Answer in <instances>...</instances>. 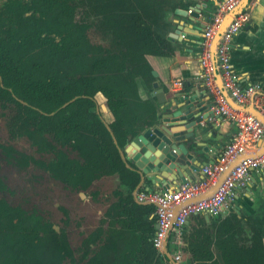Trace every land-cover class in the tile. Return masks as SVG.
Returning a JSON list of instances; mask_svg holds the SVG:
<instances>
[{"label":"trees","instance_id":"obj_1","mask_svg":"<svg viewBox=\"0 0 264 264\" xmlns=\"http://www.w3.org/2000/svg\"><path fill=\"white\" fill-rule=\"evenodd\" d=\"M172 2L2 0L0 109L13 111L18 137L49 147V175L64 190L56 214L67 230L58 238L37 210L0 202V264H169L151 243L153 207L133 201L138 178L118 149L156 119L139 92L154 81L145 56L172 55L164 17ZM106 181L111 192L98 195ZM80 210L91 212V225L76 220ZM184 228L181 264H264V233L242 237L233 214L213 235L197 228L186 238Z\"/></svg>","mask_w":264,"mask_h":264},{"label":"crops","instance_id":"obj_2","mask_svg":"<svg viewBox=\"0 0 264 264\" xmlns=\"http://www.w3.org/2000/svg\"><path fill=\"white\" fill-rule=\"evenodd\" d=\"M172 1L175 8L164 16L171 23L167 37L170 40L172 55L170 57L145 56L149 67L156 74L154 82L162 94L163 105L157 106V111L158 114H164V110L168 106L167 103L174 95L189 93L192 89L201 95L199 100L204 104L212 101L213 104L209 109L212 113L206 121L209 128L206 132L201 130L198 134L200 143L207 148V154L201 151L198 154L203 162H214L234 133L235 128L213 112L216 99L215 95L205 87L201 78L199 52L203 28L222 0ZM188 10H190L189 13H187ZM235 10L247 12L248 21L229 43V63L232 72L235 74L240 88L257 83L262 86V96H264V0H241ZM226 16L228 13L224 15V17ZM211 87L212 90L219 93L220 86L216 77L212 76ZM150 91H152L151 88L149 90L141 88L139 96L145 99L147 95L149 96ZM99 102L101 103V101ZM225 105L231 108L226 100ZM100 110L106 114V108L102 103ZM103 117L109 120L108 115L107 117L103 115ZM198 129L196 127L195 131ZM239 159L241 157H237L235 160ZM126 164L129 168L134 169L129 161ZM157 178L161 183L164 182L162 178ZM193 180L194 183H198L201 180L200 173L193 174ZM149 185V182L143 181L141 186L146 188ZM209 190L210 187L196 197L201 199L207 197ZM230 214L236 216L240 225L239 233L242 237L249 238L253 231L264 233V168L258 171H249L246 180L235 188L233 199L222 211L220 218L190 219L185 226V237L187 238L191 229L197 228L207 229V232L213 235L219 223ZM180 238L181 235L178 239L180 248H186L187 244L185 241L181 243ZM261 240L264 249V235ZM181 254L180 261L182 263L188 255Z\"/></svg>","mask_w":264,"mask_h":264},{"label":"water","instance_id":"obj_3","mask_svg":"<svg viewBox=\"0 0 264 264\" xmlns=\"http://www.w3.org/2000/svg\"><path fill=\"white\" fill-rule=\"evenodd\" d=\"M236 7L228 13V16L222 18L220 26L210 42L209 54L210 63L212 66V76L216 77L219 82V93L222 95L224 103L226 100L228 105L233 110L241 111L245 114L253 116L263 127V136L257 147L253 151L246 152L238 156L242 158L248 155H251L250 157H252L264 151V117L261 116L251 105L237 104L231 98L229 92L223 87L220 72L218 70L216 51L219 42L221 41L227 26L235 17V14L243 11H236ZM150 75L153 79L156 77L155 72L152 70L150 71ZM259 86L263 91L262 86L260 84ZM150 88L152 91L149 92V98L154 104L156 103L155 107L157 109V106L163 105L161 90L157 88V84L154 81L151 83ZM200 96L201 95H198L195 89H192L189 93L174 95L167 103L168 106H166L164 114H158L157 111L156 119L152 125L144 128L129 141H127L121 150L118 149L120 159L125 168L134 173L138 178V183L131 194L133 201L138 205L152 206V216H154V218L157 205L151 202L138 201V194H161L162 192L176 191L181 186L196 184L193 180V174L200 173L202 179L203 175L201 169L213 163L203 162V159L198 154L200 151L207 154V148L205 145L200 143V135L198 134L201 130L206 132V130L209 128L206 121L211 116L209 109L213 104L212 101L204 104L201 100H199ZM196 127L199 128L198 131H195ZM255 151H257V153H255ZM235 159L225 167L222 173L217 176L215 183L210 186L207 197H210L216 191L217 187L222 183L230 170L236 165L238 161ZM127 161L131 163L134 169L127 166ZM157 177L162 178L164 182L161 183ZM143 181L149 182L150 185L146 188L141 186ZM102 183L103 182H99V184ZM97 192L98 195H106L100 189H98ZM110 192L111 190H108L107 193ZM79 195L81 198L84 196L83 193ZM202 199L200 197H195L190 201L192 202ZM181 205H184V203L175 207L171 211L172 218L176 215ZM221 214L222 213H218L217 215H209L205 212H199L190 215L186 218L185 223L178 230V233L175 230H172L171 224H169V229L163 241L162 248L160 250L156 248L154 249L161 253L169 264H176L172 261L169 254L171 253V250L178 251L181 259L182 254L180 251V245H174L173 243L175 236H177V234L178 236L181 235L186 223L192 218H220ZM156 229L157 226L154 225V230L156 231ZM178 264H181V261H179Z\"/></svg>","mask_w":264,"mask_h":264},{"label":"built area","instance_id":"obj_4","mask_svg":"<svg viewBox=\"0 0 264 264\" xmlns=\"http://www.w3.org/2000/svg\"><path fill=\"white\" fill-rule=\"evenodd\" d=\"M240 0H222L216 7L202 32V42L200 44L199 65L201 67V78L205 87L215 95L216 103L213 112L223 120L232 124L235 128L229 141L220 151L216 160L209 166L201 169L202 179L193 185L181 186L176 191L162 192L161 194H138L137 200L140 202H151L157 205L155 210V225L157 229L152 238V246L160 250L171 224V229L178 233V230L185 223L188 216L205 212L209 215L222 213L234 196L237 185H241L246 180L249 171L261 170L264 168V151L252 157H242L230 170L216 191L210 196L198 201H190L199 193L213 185L217 176L223 172L225 167L236 157L253 151L263 136V127L253 116L241 111H235L227 107L214 89L212 90V66L210 63L209 46L212 38L217 32L221 20L227 13L231 12ZM190 10L187 11L189 13ZM248 21L247 12H239L227 26L216 51V61L220 72L223 87L229 92L231 98L241 105H251L261 116L264 117V96L259 84H251L240 88L237 78L233 74L229 64V43L231 38ZM212 113V112H211ZM181 205L176 215L172 218L171 211ZM172 218V220H171ZM178 234L175 236L174 245L178 244ZM174 260L180 261L178 251H174Z\"/></svg>","mask_w":264,"mask_h":264},{"label":"flooded vegetation","instance_id":"obj_5","mask_svg":"<svg viewBox=\"0 0 264 264\" xmlns=\"http://www.w3.org/2000/svg\"><path fill=\"white\" fill-rule=\"evenodd\" d=\"M1 2L2 0L0 4ZM30 14L31 12H27L24 15ZM12 98L17 100L13 95ZM94 100L97 102L96 95ZM70 101L64 103L61 108ZM12 117V110L0 109V202L12 208L37 210L46 223L47 220L52 223L54 234L58 238L64 237V231L67 229L63 226L60 213V216L56 214L61 206L64 190L57 180H52L49 175V147L36 143L35 139L18 137L19 124L13 122ZM79 229L72 231V236L77 237L76 245ZM174 254L171 250L169 256L178 264L173 258Z\"/></svg>","mask_w":264,"mask_h":264},{"label":"rangeland","instance_id":"obj_6","mask_svg":"<svg viewBox=\"0 0 264 264\" xmlns=\"http://www.w3.org/2000/svg\"><path fill=\"white\" fill-rule=\"evenodd\" d=\"M110 186H111V184L107 183V181L105 182V184H97V188L100 189L101 191H103L104 193H107L108 190H110ZM80 212H81V217H78V219H77V220H80V224L82 226L91 225L90 218H89L90 212L86 213V212H82V210H80Z\"/></svg>","mask_w":264,"mask_h":264}]
</instances>
